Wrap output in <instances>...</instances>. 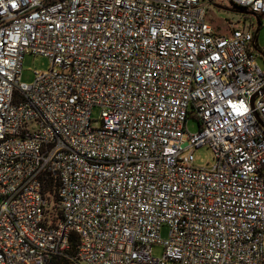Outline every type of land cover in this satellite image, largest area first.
<instances>
[{
	"label": "built area",
	"instance_id": "1",
	"mask_svg": "<svg viewBox=\"0 0 264 264\" xmlns=\"http://www.w3.org/2000/svg\"><path fill=\"white\" fill-rule=\"evenodd\" d=\"M211 1L0 0V264H264V0Z\"/></svg>",
	"mask_w": 264,
	"mask_h": 264
},
{
	"label": "rangeland",
	"instance_id": "2",
	"mask_svg": "<svg viewBox=\"0 0 264 264\" xmlns=\"http://www.w3.org/2000/svg\"><path fill=\"white\" fill-rule=\"evenodd\" d=\"M215 4L221 6L217 7L215 5L209 8V21L214 25L218 31L229 32V27L227 21L233 17L240 16L235 8V6L228 0H214ZM249 18L253 16L249 15ZM261 22H264V17H261ZM255 27L257 29V23L255 21ZM258 45L260 48L264 49V27L259 30L258 35ZM258 63L264 70V59L258 58ZM50 60L47 57L41 55L27 54L23 60L22 64V81L26 83H32L34 79V70L38 69L40 71H46L50 68ZM100 109L95 107L92 112V118L95 125L99 124L100 121ZM187 131L189 133H195L199 131L198 121L194 118H190L187 123ZM195 165L199 167L211 166L214 162V157L211 149L207 146H202L195 151ZM1 202V199H0ZM170 233V228L168 225H163L161 227V236L163 239L168 238ZM152 254L155 257H162L164 254L163 247L161 245H154L152 249Z\"/></svg>",
	"mask_w": 264,
	"mask_h": 264
},
{
	"label": "trees",
	"instance_id": "3",
	"mask_svg": "<svg viewBox=\"0 0 264 264\" xmlns=\"http://www.w3.org/2000/svg\"><path fill=\"white\" fill-rule=\"evenodd\" d=\"M247 18H249V16H247ZM261 28V25L259 27V30ZM259 30L257 31V38H258V35H259ZM73 247L70 251V255H76V252H77V249H76V241H77V236L76 235H73ZM72 261L69 257H62V256H53L49 263L48 264H71Z\"/></svg>",
	"mask_w": 264,
	"mask_h": 264
},
{
	"label": "water",
	"instance_id": "4",
	"mask_svg": "<svg viewBox=\"0 0 264 264\" xmlns=\"http://www.w3.org/2000/svg\"><path fill=\"white\" fill-rule=\"evenodd\" d=\"M215 6H217V7H221V6H219V5H217V4H215ZM241 13H242V11H241ZM257 18V25H258V27H257V31L259 30V27H260V25H261V19L259 18V17H256ZM253 100V99H252ZM256 117H257V119L259 120V122L262 124V121L260 120V118L256 115Z\"/></svg>",
	"mask_w": 264,
	"mask_h": 264
},
{
	"label": "flooded vegetation",
	"instance_id": "5",
	"mask_svg": "<svg viewBox=\"0 0 264 264\" xmlns=\"http://www.w3.org/2000/svg\"><path fill=\"white\" fill-rule=\"evenodd\" d=\"M214 4H215V1L212 0V1H211V4H210V6H209V8H210L211 6H213Z\"/></svg>",
	"mask_w": 264,
	"mask_h": 264
}]
</instances>
